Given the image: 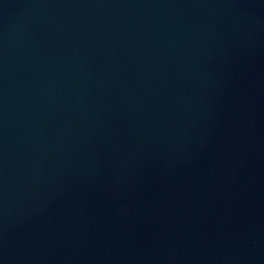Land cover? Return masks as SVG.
I'll return each instance as SVG.
<instances>
[{"label":"water","instance_id":"1","mask_svg":"<svg viewBox=\"0 0 264 264\" xmlns=\"http://www.w3.org/2000/svg\"><path fill=\"white\" fill-rule=\"evenodd\" d=\"M0 264H264V0H0Z\"/></svg>","mask_w":264,"mask_h":264}]
</instances>
